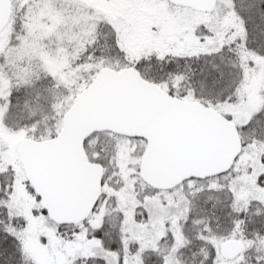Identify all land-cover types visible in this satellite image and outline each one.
Instances as JSON below:
<instances>
[{
  "label": "snow or ice",
  "instance_id": "snow-or-ice-1",
  "mask_svg": "<svg viewBox=\"0 0 264 264\" xmlns=\"http://www.w3.org/2000/svg\"><path fill=\"white\" fill-rule=\"evenodd\" d=\"M0 264H264V0H0Z\"/></svg>",
  "mask_w": 264,
  "mask_h": 264
}]
</instances>
